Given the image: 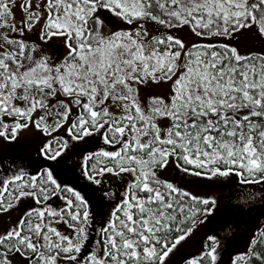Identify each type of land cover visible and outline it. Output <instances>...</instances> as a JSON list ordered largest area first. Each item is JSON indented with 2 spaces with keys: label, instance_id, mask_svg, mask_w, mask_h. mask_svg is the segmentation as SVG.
Masks as SVG:
<instances>
[{
  "label": "snow or ice",
  "instance_id": "snow-or-ice-1",
  "mask_svg": "<svg viewBox=\"0 0 264 264\" xmlns=\"http://www.w3.org/2000/svg\"><path fill=\"white\" fill-rule=\"evenodd\" d=\"M16 3L0 0V137L15 140L34 127L52 138L41 154L55 160L68 141L53 133L66 124L73 140L99 133L113 150L88 155L84 174L96 184L105 173L132 179L100 229L98 248L84 255L89 212L80 195L75 202L62 197L63 207L47 205L45 185L53 186V194L61 188L51 171L40 174L46 178L39 185L37 176L26 181L23 171L0 180V212L13 207L6 201L24 196L41 205L0 232V264L16 257L23 264H165L203 223L194 219L201 210L189 202L212 206L202 217L216 205L214 198L159 179L169 158L194 177L235 175L240 184H264V49L241 54L216 39L254 30L264 41V0H39L35 8L33 0H21L20 27ZM100 9L135 27L105 34ZM37 24L41 40H63V59L34 58V48L8 35H23ZM184 28L199 42L186 45L174 34ZM148 81H171L168 97H149L142 105L138 86ZM94 157L99 166L89 168ZM7 163L0 161V169ZM60 224L72 232L60 231ZM207 241L187 264H200L205 256L215 264L218 241ZM262 245L264 229H258L232 264H264Z\"/></svg>",
  "mask_w": 264,
  "mask_h": 264
},
{
  "label": "trees",
  "instance_id": "trees-1",
  "mask_svg": "<svg viewBox=\"0 0 264 264\" xmlns=\"http://www.w3.org/2000/svg\"><path fill=\"white\" fill-rule=\"evenodd\" d=\"M179 30H174V34ZM186 34L189 35L186 37V39L190 41L186 45H190L194 42H199V38L195 37L187 29L186 32L180 33V36L183 37ZM36 39L39 40V37H36ZM216 39H218L222 43H225L226 40H231L232 38ZM52 42L53 45L56 46L58 44V38H53ZM232 43L233 42L230 41L226 44H235L234 46L237 48V44ZM32 48H34V51L32 53L33 56L40 55V57H50V52H52L54 55L55 53H57L53 49V51H49L47 52V54H44V52L43 54H41V48L37 46H34ZM239 52L241 53L240 50ZM167 123L168 121L165 120L162 125ZM63 134L67 135L66 132H63ZM70 140L72 141V146L68 145L63 154L57 157L55 160L46 158L41 154V150L35 149L32 145H25L22 147L8 146L5 149L6 151H0V161L8 162L9 160H11L12 164H15L16 170L13 171L11 169L12 167H10L9 163H7L3 168L4 172H1L0 174H6L7 178H10L17 172L23 171V173L25 174V178L31 179L32 176L39 175L41 171L48 170L52 172L53 178L57 181V184L61 186L60 189L63 190L62 192H58L59 201L63 203L64 199H62V197H66L69 199L70 196H72L75 200V195H80L86 202L92 219V229L88 231L89 241L85 245V249L82 250V255L86 252H90L88 251V248L90 247V245L94 244V241H92L91 239L95 238L99 240L100 235L97 237L96 234H100L101 227L106 225L105 209L108 204V199L105 193L117 192L118 186L121 185L122 187H125V185L127 186L126 183H130V181H127L125 179L119 181L117 177L115 178L116 182L112 181V179L106 183H93L84 174L83 163L85 162V159L88 155L104 149L103 146L100 147L98 145L105 144L100 138L99 133H95L91 136H85L80 140H73L70 137ZM108 150L113 149L108 146ZM82 155H84L85 158H82ZM157 174L159 179H161L162 181L171 182L178 188L191 193L193 196L207 198L208 196L204 193V190L206 189H211V191H214L212 193L215 195L211 197L216 200L215 208L210 215L204 217L201 216V212L203 211V209L206 207L211 208L212 206H205L196 204L194 202H189L193 210H201V212H198L196 214L194 219H196L197 221L203 219V223H197L195 225L192 233L197 232L196 235H198L204 231V234L203 236L201 235L202 239L200 240L198 248H194L192 252L189 251L188 255L186 254V256L180 258V256L178 255H180L182 251L180 253L177 252V257L174 256L176 264H187V261H189L190 259L200 257L201 253L205 251V245L210 244V242L207 241V237L209 236L216 237L218 241L216 254H218V246L220 245L221 240H224L226 236L233 238L236 234V231L241 228L242 224H246L248 226L246 232L244 234H241L242 237L237 243L230 245L227 256L221 263L232 264L233 258L238 253H242L246 250L249 239L250 237H252L253 233L258 229H264V209L256 206V203L259 201L258 199H253L246 196L249 192L258 190L259 187H263L264 184H240L238 182L240 178L235 175H229L228 177H214L212 179L194 177L180 171L176 167V162L173 158H169L168 165L162 169H159ZM68 189H71L72 191L69 192ZM64 192H66V196L64 195ZM240 198H243L242 201L244 207H253V210L245 214L243 218H240L242 216V213L240 212V208L236 206ZM32 203L33 202H31V204ZM22 208H25V206H23ZM221 230H224V232H221ZM3 231V229H0V232ZM261 247L264 248V245H262ZM92 251H94V249ZM20 260L23 262L22 259ZM200 264H211V261L208 257L205 256V258L200 261Z\"/></svg>",
  "mask_w": 264,
  "mask_h": 264
},
{
  "label": "rangeland",
  "instance_id": "rangeland-1",
  "mask_svg": "<svg viewBox=\"0 0 264 264\" xmlns=\"http://www.w3.org/2000/svg\"><path fill=\"white\" fill-rule=\"evenodd\" d=\"M39 2V0H33V7H36V4ZM21 3V0H17L16 6L13 8V13H14V17H15V22L17 27H20L21 21L24 18V14L21 11L19 4ZM43 7L42 3H41V8ZM97 15L100 16V18L103 20V28L102 31L105 34H110L112 32L115 31H120V30H130L132 28L135 27V23H133L132 25L127 24L125 21H123L122 19H120L119 17L113 15L111 12H109L106 9H100L97 12ZM43 21H41L42 23ZM40 24H37L35 27H33V29H31L30 31H26L23 35H21L19 32H12V31H8V35L10 38L12 39H22L25 42H27L29 44V46L32 48L34 46H37L39 48H41V54H47V52L49 51H53V42L52 40H49L47 42L41 40L39 38L38 39H31L30 37L32 36V33H37L36 35H38L37 37H41V31L39 29ZM149 27H156L155 25H149ZM39 29V30H38ZM5 31L4 29H0V32ZM186 32V29H180L179 31H176L175 35L178 36L179 38H181L182 40H184V43L187 44L190 41L186 39L187 36H189L188 34L184 35L183 37L180 36V33H184ZM35 35V36H36ZM40 41V42H39ZM233 42L237 44V48L241 51L242 54H245L249 51H259L261 49H264V41H259L255 34H254V30H242L239 33H236L235 37L232 38L231 40H226L225 43L228 42ZM58 43H60V46L58 48H56V50L58 51V53H55V55L50 52L49 54L51 55L50 58L55 59L57 56L60 57V59H63L64 56L67 55V49L64 47L63 44V40L61 38H58ZM232 43V44H233ZM235 44H233L234 46ZM34 58H39V56H33ZM139 98L141 101L142 105H147L148 103V98L149 97H164L165 99L168 97V94L170 92L171 89V81H168L167 83L165 82H160V83H155L152 81H148L147 83H144L142 85H139ZM73 111H75V109H73ZM72 119H75V117H71L70 121ZM6 121H8L9 123H11L10 120H8V118H5ZM166 119H161L159 121V123L163 124V122ZM68 125L66 124L63 128H60L57 132L53 133L54 136L57 137H63L64 139H66L68 141V145L72 146V141L70 140V137L68 135L63 134V132H66L67 134V129ZM51 137L45 136L44 134H42L40 131H37L34 127H29L26 129L21 130L18 135L17 138L15 140H5L3 137H0V151H6V147L8 146H13V147H18V146H25V145H32L34 146L35 149H39L41 150V148L43 147V145L51 140ZM100 147H104V149L108 150V146L107 145H98ZM111 151V150H109ZM96 153V152H95ZM82 158H85L84 155H82ZM89 168H91L93 165L99 166L97 165V160L94 157L92 160H88L87 161ZM84 164V163H83ZM48 170L45 171H41V173H46ZM40 173V174H41ZM37 175L38 179H37V184H40V180L46 177H42L41 175ZM118 177V180H127V181H131V176L127 173H122L120 175H114L111 173H105L103 176H98L97 179L100 181V183H106L110 180L115 181V178ZM26 181L30 180L29 178H25ZM129 182H127L126 184L128 185ZM46 187L49 188V199L46 201L47 205L49 204V206L54 207V208H59V207H63L64 206V202L62 203L61 201H59L58 199V192H62L63 190L60 189L59 191H57L55 194H53L52 192V188L53 186L48 184L45 185ZM125 187H127L125 185ZM125 187H122L121 185L118 186V191L117 192H109V193H105L107 199H108V204L107 207L105 209V220L106 222L108 221V219L110 218L111 214L113 213L114 209L120 204L123 193L125 191ZM24 191H33V189H24ZM211 191V189H206L204 190V193L211 198L212 196H215ZM216 192V190H215ZM64 195L66 196V192H64ZM247 197L249 198H253V199H258L259 201L256 203V206L259 208L264 209V186L263 187H259L258 190L249 192L247 195ZM207 197V198H208ZM28 198H32V204L29 203V205H27V208H22L20 210H12L10 209L7 212H0V229L6 230L8 228H10L17 220L18 218L29 208L32 207H41V205L39 206L38 204H35L33 197L31 196H24L21 197L20 199H28ZM71 200H74V198L72 196H70ZM243 198H240L238 204L236 205L238 208H240V212L242 213V216L240 218H243L245 216V214H247L248 212L253 210V207H244L243 205ZM9 202V201H6ZM88 210V208H87ZM89 212V210H88ZM57 227L59 228L60 231H62L65 234H70L72 232V230L70 228L67 227V225L64 224H60L57 225ZM200 228V227H199ZM198 228V229H199ZM248 226L246 224H242L241 228L236 231V234L234 235L233 238H230L229 236H226V238H224V240H221L220 245L218 246L219 252L218 254H216L217 256V262L216 264H221L222 261L225 260L226 256H227V252L228 249L230 247L231 244H235L237 243L242 235L244 234L247 230ZM92 229V219L89 213V218H88V225H87V232L89 230ZM221 232H224V230H221ZM197 232L192 233L185 241H182L180 245H178L176 247V249L173 250V252L169 255V257L166 259L165 264H176L175 260H174V256L177 255V252H181L182 253L178 256H180V258L186 256V254L188 255L189 251L192 252V250L194 248H198L199 244H200V240L201 235L203 236L204 231L201 234L196 235ZM97 237L100 234H96ZM98 248V246L94 247V250H96ZM187 252V253H186ZM177 257V256H176ZM207 257V256H206ZM21 258L17 257L16 259H14V264H23V262L20 260Z\"/></svg>",
  "mask_w": 264,
  "mask_h": 264
},
{
  "label": "flooded vegetation",
  "instance_id": "flooded-vegetation-1",
  "mask_svg": "<svg viewBox=\"0 0 264 264\" xmlns=\"http://www.w3.org/2000/svg\"><path fill=\"white\" fill-rule=\"evenodd\" d=\"M41 28V25L39 26V29ZM33 29V28H32ZM38 29V30H39ZM30 31V30H29ZM31 32V31H30ZM37 33H32V36L30 37L32 40L33 39H36V37L38 36V35H36ZM36 35V36H35ZM40 38V37H39ZM41 39V38H40ZM52 46H53V49L55 50V52H57L58 53V51L56 50V48H58L59 46H60V43H58L56 46H54L53 44H52ZM9 162V166L10 167H12L11 166V164H12V162H11V160H9L8 161ZM13 171H15L16 169H15V167H12L11 168ZM1 172H4V169L2 170V169H0V173ZM5 179H8L7 178V176H6V174L5 175H1L0 174V180H5ZM11 187V186H10ZM6 196H7V194H6ZM32 198H28V199H19L18 201H16V200H11V201H9V202H11L12 204H13V207L12 208H10V209H12V210H20L23 206H25V208H27V205H29V203L31 204V202H32V200H31ZM9 209V210H10ZM92 241H94V244L93 245H90V247L88 248V251H92L93 249H94V247H96V246H98L95 242L98 240V239H95V238H93V239H91ZM82 255H84V254H82Z\"/></svg>",
  "mask_w": 264,
  "mask_h": 264
}]
</instances>
